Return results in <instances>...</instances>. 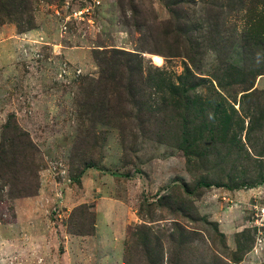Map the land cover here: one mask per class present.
<instances>
[{
	"label": "rangeland",
	"instance_id": "374dc122",
	"mask_svg": "<svg viewBox=\"0 0 264 264\" xmlns=\"http://www.w3.org/2000/svg\"><path fill=\"white\" fill-rule=\"evenodd\" d=\"M0 264H264V0H0Z\"/></svg>",
	"mask_w": 264,
	"mask_h": 264
},
{
	"label": "trees",
	"instance_id": "16d2710c",
	"mask_svg": "<svg viewBox=\"0 0 264 264\" xmlns=\"http://www.w3.org/2000/svg\"><path fill=\"white\" fill-rule=\"evenodd\" d=\"M7 125H8V126H7ZM6 127H9V122L6 123ZM35 192H36V186H35V189L30 190V191L28 192V194L32 195V194H34ZM28 194H27L26 196H29ZM22 196H25V195H22Z\"/></svg>",
	"mask_w": 264,
	"mask_h": 264
}]
</instances>
